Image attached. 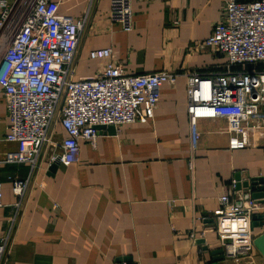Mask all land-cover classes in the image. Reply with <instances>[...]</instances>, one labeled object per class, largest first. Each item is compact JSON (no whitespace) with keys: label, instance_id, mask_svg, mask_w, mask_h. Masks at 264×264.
Returning a JSON list of instances; mask_svg holds the SVG:
<instances>
[{"label":"crops","instance_id":"1","mask_svg":"<svg viewBox=\"0 0 264 264\" xmlns=\"http://www.w3.org/2000/svg\"><path fill=\"white\" fill-rule=\"evenodd\" d=\"M53 1L61 15L84 18L73 65L77 79L97 75L103 63L88 55L106 48L131 76L168 71L176 78L159 88L150 119L113 133L103 129L94 145L80 143L78 162L51 169L64 138L56 122L17 209L11 180L27 179L28 166L0 165V238L9 235L8 264H212L211 252L219 250L218 197L239 204L232 182L264 179V132L256 146L231 152L225 120L199 119L200 139L190 148L186 79L224 70L226 59L203 43L226 0H133L130 33L109 21L108 0ZM6 116L0 90V135L8 132ZM16 150L1 142L0 158ZM239 191L243 199L251 195ZM254 216L263 217L264 209ZM263 232L264 226H253L255 237ZM252 252L249 260L218 264H264Z\"/></svg>","mask_w":264,"mask_h":264},{"label":"built area","instance_id":"2","mask_svg":"<svg viewBox=\"0 0 264 264\" xmlns=\"http://www.w3.org/2000/svg\"><path fill=\"white\" fill-rule=\"evenodd\" d=\"M94 0H89L92 4ZM108 18L130 33L133 0H108ZM220 19L203 46L215 48L227 61L223 71L186 79L188 138L191 150L199 141V119L225 120L228 150L256 146L264 132V0H226ZM84 18L61 15L53 0H0V90L5 99L8 132L1 142L17 150L0 158L2 164H26L29 177L12 179L19 202L44 149L51 144L56 122L64 131L59 163L79 160L80 143L94 145L100 127H118L150 119L157 108L160 87L173 85V72L129 75L115 62L111 49L89 53L102 61L97 75L77 79L73 65L84 29ZM191 166V165H189ZM235 203L218 197L213 211L215 236L226 260L237 263L253 255V216L264 204L246 195ZM0 182V207L2 201ZM238 191V192H237ZM8 236L0 238V264H8Z\"/></svg>","mask_w":264,"mask_h":264},{"label":"water","instance_id":"3","mask_svg":"<svg viewBox=\"0 0 264 264\" xmlns=\"http://www.w3.org/2000/svg\"><path fill=\"white\" fill-rule=\"evenodd\" d=\"M99 130H103V129H107V131L110 132H114L115 129L113 127H100L98 128ZM59 163V158L57 157V159L54 161V163L52 164L51 169L55 168L56 164ZM237 189L241 190V189H247L249 190V192L251 193L250 198H253L255 200H258L259 202H261L262 204H264V179H250V181L248 182H239L238 178H237ZM247 198V196H246ZM253 226L256 227L258 225L264 226V216H254L253 218ZM260 222H257V221ZM199 244L203 245V242H200ZM253 246L254 249L262 256V258L264 259V232L258 236H256L254 238L253 241ZM212 255V264H218L221 261H224L225 257L222 253V251L216 250V251H212L211 252Z\"/></svg>","mask_w":264,"mask_h":264},{"label":"trees","instance_id":"4","mask_svg":"<svg viewBox=\"0 0 264 264\" xmlns=\"http://www.w3.org/2000/svg\"><path fill=\"white\" fill-rule=\"evenodd\" d=\"M239 1V0H238Z\"/></svg>","mask_w":264,"mask_h":264}]
</instances>
